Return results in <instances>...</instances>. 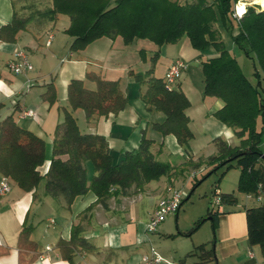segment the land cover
I'll return each mask as SVG.
<instances>
[{
  "label": "crops",
  "instance_id": "obj_1",
  "mask_svg": "<svg viewBox=\"0 0 264 264\" xmlns=\"http://www.w3.org/2000/svg\"><path fill=\"white\" fill-rule=\"evenodd\" d=\"M254 2L264 3V0ZM51 7L52 0H0V31L13 20L15 13L29 18L26 28L18 32L15 41L0 39V121L12 116L20 126L45 139L47 156L40 167L43 175L50 167L57 125L64 120L65 109H71L68 85L72 80L79 79L84 80L89 88H95V82L87 79L90 72L106 80L119 81L128 98L124 110L93 121L87 119L81 108L73 110L80 131L105 136L116 159L126 151L138 148L144 134L154 140L152 151L156 158L173 166L177 165L175 163L182 165L186 160L197 162L216 155L218 149L214 140L218 137L231 145L239 144L234 130L214 116L223 107V101L206 96L204 80L200 81L201 84L196 82L188 67L176 87L190 101L186 110L194 135L190 142V154L185 153L174 134L163 135L154 129V123L164 121L165 115L147 108L142 99L145 85L136 79L137 74H145L151 68L152 76L158 77L156 63L162 56L165 68L161 77L177 59L202 68L204 60L217 55L214 49L207 53L198 51L192 47L187 36L177 43L162 46L147 39H136L126 44L122 36H103L84 49L71 50L73 37L66 32L71 19L65 14L50 17L40 11ZM242 8L245 12L244 5ZM223 38L230 52L239 59L242 52L232 37L229 43ZM18 50L25 51L32 69L23 73L10 70L8 64ZM153 59H156L154 64ZM49 83L55 87L54 103L43 97ZM28 111H33L34 115H27ZM212 144L216 146V152L211 150L205 154L203 151ZM204 165L197 169H202ZM87 174L90 183L95 174L92 161L87 162ZM3 177L0 172V181ZM9 180L10 190L0 195V264H140L142 258L150 254V234L157 231L147 229L152 213L159 202L169 195L163 193L161 182L171 183L163 176L146 184L145 189L133 199L129 195L114 201L112 197L108 208H105L92 191L77 196L67 207L45 194V179L31 191L23 189L13 179ZM218 190L221 194L233 191L221 190L220 186ZM241 194L242 198L236 197V204L218 205V228L206 246L207 249L210 246L214 249L215 258L200 264H264L260 247L252 246L248 241L246 215L247 208L264 205V197L259 199L257 194ZM141 197L153 200L143 209L147 218H141L137 212L136 202ZM78 225L91 248L74 246L67 254L59 248V242L71 240L73 228ZM25 227L30 229V236L23 239L21 233ZM28 239L36 246L29 247ZM65 254L71 256L72 262Z\"/></svg>",
  "mask_w": 264,
  "mask_h": 264
},
{
  "label": "trees",
  "instance_id": "obj_2",
  "mask_svg": "<svg viewBox=\"0 0 264 264\" xmlns=\"http://www.w3.org/2000/svg\"><path fill=\"white\" fill-rule=\"evenodd\" d=\"M52 1L53 7L45 14L70 17L71 25L66 32L73 37L71 50L84 49L103 36H122L126 44L136 39H147L158 46L177 43L187 36L192 47L198 51L207 53L214 49L217 55L202 62L204 93L223 101V107L214 116L234 130L239 144L231 145L218 137L214 140L218 149L216 155L189 162L195 169L208 163L214 167L211 173L221 171L218 184L229 169L240 168L238 188L246 194H256L259 184L264 186L263 7L249 5L245 13L237 18L234 8L240 0H194L187 3L178 0ZM28 22L29 18L15 13L13 20L2 27L0 39L15 41L18 32L25 29ZM218 23L230 34L240 51L257 61L260 70L255 72L256 83L247 77L236 56L225 45L216 27ZM155 61L153 59V64ZM152 73L153 68L145 74H137L136 79L145 85L142 99L147 108L165 115L164 121L154 123L153 127L163 135L174 134L185 153L190 154V142L194 136L186 113L190 101L181 89L169 87L164 77H155ZM87 79L95 82L96 87L89 88L84 80L79 79L72 80L68 85L71 109H65L64 120L57 125L50 167L44 175L40 167L47 156L45 139L20 126L12 116L0 121V172L27 191L37 188L45 179V194L67 207L77 196L92 191L97 201L108 208L112 197L136 194L149 182L171 176L173 165L156 158L152 151L154 140L145 134L138 148L126 151L116 159L105 136L80 131L73 110L83 109L87 119L93 121L100 116L117 114L128 104L119 81L106 80L93 72L88 73ZM43 97L50 103L56 101L53 83L47 84ZM88 161H92L95 170L90 183ZM201 181H197L194 188ZM218 184L214 194L218 191ZM189 198L190 195L185 200ZM236 203L237 198L233 194H221V204ZM218 214L213 210L208 213L214 234L218 228ZM246 215L248 241L252 246L258 245L264 257V205L247 208ZM81 234V226H75L71 240L60 241L59 248L67 254L74 246L91 248ZM29 236L30 229L25 227L21 238ZM28 245L36 246L29 239ZM206 246V243L201 244L194 252L199 253L200 262L215 258L214 249H207ZM67 254L65 256L72 262Z\"/></svg>",
  "mask_w": 264,
  "mask_h": 264
},
{
  "label": "rangeland",
  "instance_id": "obj_3",
  "mask_svg": "<svg viewBox=\"0 0 264 264\" xmlns=\"http://www.w3.org/2000/svg\"><path fill=\"white\" fill-rule=\"evenodd\" d=\"M178 1L181 3H187L194 0ZM211 1L212 0H209V2ZM240 3L256 5L254 0H241ZM241 8L242 6L240 7V10ZM47 10V8H43L40 11H42L41 13H44ZM36 11L39 12V10ZM216 27L219 30L223 41V37H225L229 43L231 37L226 30L219 23L216 24ZM159 60L160 61H157L156 63V76L161 77L164 73L165 61L163 56L160 57ZM237 60L247 77L253 83H256L257 77L255 76V72L260 70L257 61L254 58L247 56L244 52L239 55V59ZM187 67L196 82H202L204 80L203 71L200 66L190 62L187 63ZM81 111L84 114L83 109H81ZM260 124L261 121L259 119L258 125ZM211 150L216 152V146L214 144H212L210 148L207 147L203 152L208 154ZM179 157L184 160L186 159L183 156ZM262 164H264V161ZM174 165L176 166H173L171 171L173 174L171 176H166L171 183L169 184L167 181L161 182L164 190L163 193L168 195L170 194L171 189L180 190L183 193V203L178 213L169 214L166 219L158 225L157 231L150 234L151 241L149 242V251L151 252L152 249H154L163 258L164 264H200L199 253L194 254V252H196L197 246L205 243L208 245V242L215 236L212 220L208 219V213L209 210L217 211L219 208L218 205H215L214 189L218 184L217 181L221 176V171L211 173L214 167L208 163H205L202 169H195V167L187 160L182 165H178V163H175ZM208 173H211V175L201 181ZM239 175V168L233 167L229 169L220 179L218 186H220L221 190H233L228 192L233 193L236 197L242 198V192L238 188ZM197 181L201 182L194 188ZM145 186L141 191L145 189ZM133 189L134 186L132 191H134ZM140 192L131 194L129 198L133 199V197ZM189 195L190 198L185 200ZM122 196L123 195L121 194L114 196V201ZM152 201V198H138L136 202L137 212L139 216L141 215V218L148 217L146 213L143 214V209L148 204L150 205ZM116 207L117 205L115 208ZM156 211L157 208L154 209L152 217L155 216Z\"/></svg>",
  "mask_w": 264,
  "mask_h": 264
},
{
  "label": "built area",
  "instance_id": "obj_4",
  "mask_svg": "<svg viewBox=\"0 0 264 264\" xmlns=\"http://www.w3.org/2000/svg\"><path fill=\"white\" fill-rule=\"evenodd\" d=\"M241 1V0H240ZM238 1L235 4V11L234 16L239 18L244 13H240L239 8L244 5L245 11L247 7L249 6L247 3H240ZM264 8V3H256ZM247 6V7H246ZM10 70L14 73H23L25 70L32 69V64L28 59L27 54L24 50H18L16 52L15 57L10 60L8 64ZM187 69V62L183 59H177L175 60L168 68L164 79L166 81V84L169 87H176L178 85L179 79L181 77V74ZM27 115H34L33 111L26 112ZM11 188V183L9 178L3 177L0 181V195L6 194ZM257 197L259 199H262L264 197V186L262 184H259L258 191H257ZM214 201L215 205L221 204V194L219 193V190L216 191V194H214ZM183 203V193L180 190L171 189L170 194L163 198L158 206L155 216L150 220V222L147 225V229L150 232H154L157 230L158 225L163 222L166 217L171 213H177ZM163 258L154 250L150 252V254L145 255L142 258V261L140 264H162Z\"/></svg>",
  "mask_w": 264,
  "mask_h": 264
},
{
  "label": "bare ground",
  "instance_id": "obj_5",
  "mask_svg": "<svg viewBox=\"0 0 264 264\" xmlns=\"http://www.w3.org/2000/svg\"><path fill=\"white\" fill-rule=\"evenodd\" d=\"M239 11H240V13H243L244 12V11L241 12L240 8H239Z\"/></svg>",
  "mask_w": 264,
  "mask_h": 264
},
{
  "label": "snow or ice",
  "instance_id": "obj_6",
  "mask_svg": "<svg viewBox=\"0 0 264 264\" xmlns=\"http://www.w3.org/2000/svg\"><path fill=\"white\" fill-rule=\"evenodd\" d=\"M243 11V8H241V12Z\"/></svg>",
  "mask_w": 264,
  "mask_h": 264
}]
</instances>
